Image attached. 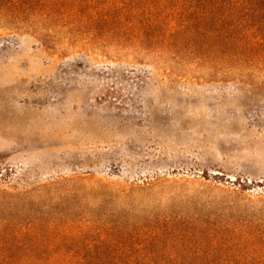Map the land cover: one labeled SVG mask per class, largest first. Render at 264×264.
Returning <instances> with one entry per match:
<instances>
[{"label": "rangeland", "instance_id": "1", "mask_svg": "<svg viewBox=\"0 0 264 264\" xmlns=\"http://www.w3.org/2000/svg\"><path fill=\"white\" fill-rule=\"evenodd\" d=\"M94 1L0 26V264H264V62L133 37L206 0Z\"/></svg>", "mask_w": 264, "mask_h": 264}, {"label": "trees", "instance_id": "2", "mask_svg": "<svg viewBox=\"0 0 264 264\" xmlns=\"http://www.w3.org/2000/svg\"><path fill=\"white\" fill-rule=\"evenodd\" d=\"M93 4L94 0H0V26L39 30L35 31L39 34L37 32L46 31L45 27L50 25L56 28L66 20L68 25L75 27L72 31L90 24V32L94 26L93 16L89 15ZM204 5L180 4L173 8L165 4L149 6V9H143L146 23L141 26L142 33L133 37L139 39L141 35L142 40L160 42L164 50L174 54H180L184 48L186 55L208 58L219 48L226 59L229 57L226 51L237 49L242 50L238 51L241 57L249 51L247 54H251L253 61L264 62V0H229L228 3L206 0ZM164 15L171 18L167 25H164L167 19H162ZM42 36L43 43L54 44L53 37ZM243 43L247 45L242 49ZM261 49L258 53L257 50ZM62 252V249L56 250L52 253L56 257L48 256L34 264H96L74 259L73 251ZM14 264L28 263L20 259Z\"/></svg>", "mask_w": 264, "mask_h": 264}]
</instances>
